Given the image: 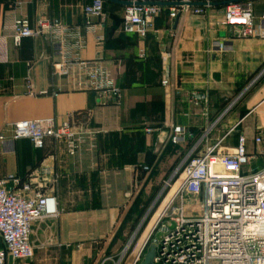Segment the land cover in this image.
Wrapping results in <instances>:
<instances>
[{
	"label": "crops",
	"instance_id": "obj_1",
	"mask_svg": "<svg viewBox=\"0 0 264 264\" xmlns=\"http://www.w3.org/2000/svg\"><path fill=\"white\" fill-rule=\"evenodd\" d=\"M93 1L0 0V134L11 138L7 124L45 118L96 133L74 157L52 141L41 150L18 141L6 151L0 143V178L23 183L41 169L53 171L44 192L56 197L59 214L33 225L31 264L118 258L164 184L198 144L202 153L225 137L221 147L230 150L243 135L254 153L259 148L253 139L264 132V38L245 39L237 28L221 27L230 0H191L207 4L191 6L205 13L188 10L174 19L171 5H162L144 40L123 32L125 6L104 1L103 16L87 18L84 8ZM249 1L256 26L264 28V0ZM22 17L32 25L60 20L85 28L90 22L95 32H85L82 58L98 60L112 74L120 99L99 103L93 93L72 91L54 74L57 48L47 39H25L16 46L11 27ZM97 37L104 39L101 45ZM165 76L168 87L161 85ZM177 127L186 131L187 140L176 146L169 138ZM256 161L245 174L264 168V158ZM171 194L164 192L163 203ZM144 196L147 205L139 207ZM145 236L143 227L133 249Z\"/></svg>",
	"mask_w": 264,
	"mask_h": 264
},
{
	"label": "built area",
	"instance_id": "obj_2",
	"mask_svg": "<svg viewBox=\"0 0 264 264\" xmlns=\"http://www.w3.org/2000/svg\"><path fill=\"white\" fill-rule=\"evenodd\" d=\"M126 1L131 5L125 7L122 30L142 40L154 29L161 12L159 4H182L171 5L173 19L179 12L192 10L191 0ZM192 11L195 15L205 13L204 8ZM84 14L87 18H101L104 1L94 0L84 8ZM261 21L264 26V14ZM220 25L237 28L240 37L245 39L264 38V28L256 26L249 0H230ZM11 32L16 46L25 39L42 38L53 44L57 48L54 74L72 91L93 93L99 103L120 99L112 74L98 60L82 58L87 48L85 32H95L90 22L85 28L68 26L60 20H39L32 25L22 17L14 20ZM96 41L101 45L104 39L97 37ZM161 85L168 87L167 76ZM212 130L213 126L205 131L201 142L208 139ZM5 131L11 133V138H7L6 132L0 134V143L6 151L18 141H28L37 150L52 141L62 145L70 157L82 150L85 140L96 135L77 130L69 121L57 124L53 118L7 124ZM169 140L173 145H181L187 140V133L183 128H174ZM224 140L225 137L207 146L202 153L197 152L198 144L164 184L163 192L122 254L115 259L103 256L98 264H142L152 246L156 248L154 264H264V168L244 173L251 161L264 158V132L260 131L253 139L259 148L254 153L248 151L247 138L243 135L230 150L221 147ZM35 174L23 183L0 178V264H31L33 225L59 214L56 197L44 192L45 180L53 171L41 169ZM166 190L172 194L163 203ZM143 227H146V236L133 249V242Z\"/></svg>",
	"mask_w": 264,
	"mask_h": 264
},
{
	"label": "water",
	"instance_id": "obj_3",
	"mask_svg": "<svg viewBox=\"0 0 264 264\" xmlns=\"http://www.w3.org/2000/svg\"><path fill=\"white\" fill-rule=\"evenodd\" d=\"M103 1H108V2L115 3L118 5H122L125 7L131 5L128 2H121V1H117V0H103ZM162 5L182 6V4H159V6H162ZM189 6L205 7V6H207V4H189ZM155 253H156V248L154 246H152L150 248L149 252L147 253V255L145 256L142 264H154Z\"/></svg>",
	"mask_w": 264,
	"mask_h": 264
},
{
	"label": "rangeland",
	"instance_id": "obj_4",
	"mask_svg": "<svg viewBox=\"0 0 264 264\" xmlns=\"http://www.w3.org/2000/svg\"><path fill=\"white\" fill-rule=\"evenodd\" d=\"M256 162H257L256 160L251 161V162L249 163V165H248L246 168L249 167V169H250V167H251L252 165H254ZM256 164H257V163H256ZM247 170H248V169H247ZM146 198H147V196H146V197L144 196V197L140 200L139 207H140V206H145V205H147V202H145V201H146ZM151 203H152V202H151ZM148 206H149V204H148ZM141 211H142V210H140L139 215H143V214H141ZM139 217H140V216H139ZM150 219H151V217L149 218V221H150Z\"/></svg>",
	"mask_w": 264,
	"mask_h": 264
},
{
	"label": "trees",
	"instance_id": "obj_5",
	"mask_svg": "<svg viewBox=\"0 0 264 264\" xmlns=\"http://www.w3.org/2000/svg\"><path fill=\"white\" fill-rule=\"evenodd\" d=\"M141 214H143V209H142V211H141Z\"/></svg>",
	"mask_w": 264,
	"mask_h": 264
}]
</instances>
